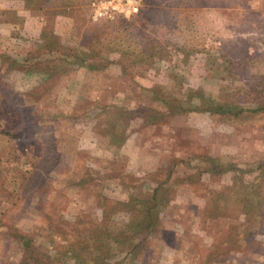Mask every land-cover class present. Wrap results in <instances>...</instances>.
I'll return each mask as SVG.
<instances>
[{"label":"rangeland","instance_id":"1","mask_svg":"<svg viewBox=\"0 0 264 264\" xmlns=\"http://www.w3.org/2000/svg\"><path fill=\"white\" fill-rule=\"evenodd\" d=\"M7 1L0 264H91L93 253L66 257L49 238L73 223L129 221L123 208L102 214L100 197L122 207L152 195L153 233L125 228L121 236H145L144 247L118 251L112 264H264V0H135L136 13L99 21L94 0ZM102 28L115 47L105 66L69 68L62 54ZM43 30L59 54L23 64Z\"/></svg>","mask_w":264,"mask_h":264},{"label":"trees","instance_id":"2","mask_svg":"<svg viewBox=\"0 0 264 264\" xmlns=\"http://www.w3.org/2000/svg\"><path fill=\"white\" fill-rule=\"evenodd\" d=\"M103 31H105L103 28L101 30H97L96 33H94L86 43L80 44L79 52H77L76 54H62L65 62L69 65V68H83L88 73H95L98 72L100 68L105 66L104 63L102 65L101 62L105 60L107 54L111 52V50H114L115 47L111 44H108L110 40L108 41L105 39V37H103ZM40 33L42 35V40L38 41V38L35 40L32 38L33 43L37 46L36 49H33L24 54V56L20 57V60L23 64L27 65L30 61L32 62L33 60H35V53L39 51H42L41 53H43V57H45L47 52H53L54 55L59 54L58 51L60 50H58L57 47H51L50 45V40L51 38H55V35L52 32H47L45 30L40 31ZM106 62L108 63L109 61ZM116 62L120 67V72H122V74H125L127 65L126 62H123L121 58H117ZM175 165L171 166L169 171H164L165 177L162 182H166V180L170 181L172 179ZM209 166H211L208 167L209 169L215 170L214 166H212L211 164ZM148 172H144L143 170H141V174L144 177L148 176ZM153 190H156V187L153 188ZM100 198L97 205L101 209L102 214H110L111 212L115 213L120 208H123V210L131 214L129 221L126 223L121 221L120 219H116L113 221L111 220L108 226L91 225L89 227V223L86 222H72L73 225L70 227L71 233L69 235L64 236V234H60L61 237H59V239H56L55 242V238L53 241H51V239L49 238L48 241L51 244L53 243L52 245L54 249L58 250L66 257L69 255L73 256L76 260L81 256L80 252L82 253V255L85 253V256L93 253L92 258L90 259V261L92 262L91 264H112L109 259L112 258V256L118 254V251L125 249V251L127 252L137 253L139 249H142V247H144L143 242H145L146 237L147 235H149V233H153L156 224L155 222L157 219H159V209L157 206L159 203L157 202V200H155L154 195L146 199L133 197L128 200V202L126 201L122 207L120 204H117L118 201L114 199H104V201H107V203H103V205H101ZM248 210L249 212H251L250 206H247L245 212H248ZM261 213H264L263 210H261ZM129 227L130 229H136L137 231H139L138 229H141L143 227L146 228V237L144 236L140 239L134 236H121L122 234H124L123 232L127 231L126 229H128ZM136 238L139 239V241L136 240ZM129 239L131 241H136V243H133V246L130 247V249H127V242H131ZM250 240L253 239L251 238ZM30 244L31 241L27 240L19 245V247L26 252L22 255V258L27 257V253L29 252L28 249L32 248ZM114 244L118 246L114 247ZM77 262L83 264V262L81 261Z\"/></svg>","mask_w":264,"mask_h":264},{"label":"built area","instance_id":"3","mask_svg":"<svg viewBox=\"0 0 264 264\" xmlns=\"http://www.w3.org/2000/svg\"><path fill=\"white\" fill-rule=\"evenodd\" d=\"M98 0L92 1L90 6L93 8V12L91 14L92 20L99 21L105 17H113L116 12L125 13V11H129L132 13H136L138 11V5L135 0Z\"/></svg>","mask_w":264,"mask_h":264},{"label":"crops","instance_id":"4","mask_svg":"<svg viewBox=\"0 0 264 264\" xmlns=\"http://www.w3.org/2000/svg\"><path fill=\"white\" fill-rule=\"evenodd\" d=\"M22 27V26H21ZM10 34H11V31H10Z\"/></svg>","mask_w":264,"mask_h":264}]
</instances>
